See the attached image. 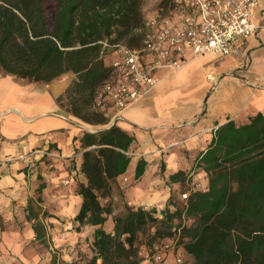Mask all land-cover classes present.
Here are the masks:
<instances>
[{
    "label": "crops",
    "instance_id": "1",
    "mask_svg": "<svg viewBox=\"0 0 264 264\" xmlns=\"http://www.w3.org/2000/svg\"><path fill=\"white\" fill-rule=\"evenodd\" d=\"M255 22L264 23V0ZM187 60L176 72H159L150 95L120 114L111 112L104 117L109 124L96 131L59 102L76 80L72 73L42 84L0 70V264H72L92 255L98 228L76 220L83 204L79 188L88 187L82 172L86 133L117 126L135 138L127 172L103 199L113 209L101 227L107 233L114 234L115 217L126 207L162 218L165 209L174 211L185 187H208L199 161L218 129L264 116V35L243 40L233 57L188 54ZM140 161L147 167L137 180Z\"/></svg>",
    "mask_w": 264,
    "mask_h": 264
},
{
    "label": "trees",
    "instance_id": "2",
    "mask_svg": "<svg viewBox=\"0 0 264 264\" xmlns=\"http://www.w3.org/2000/svg\"><path fill=\"white\" fill-rule=\"evenodd\" d=\"M144 26L142 0H0V70L42 84L72 73L76 80L59 102L66 101L67 111L81 122L104 127L109 121L92 110L111 73L102 43L139 49ZM134 143L117 126L84 135L88 187L79 188L83 204L76 220L98 229L92 255H80L72 264H141L140 238L151 230L152 242L180 235L192 264H264L263 115L218 129L199 161L206 189L182 206L174 203V211L165 209L162 218L154 210L126 207L115 217L114 234L107 233L101 227L113 210L100 200L127 172ZM146 167L139 162L137 180Z\"/></svg>",
    "mask_w": 264,
    "mask_h": 264
},
{
    "label": "built area",
    "instance_id": "3",
    "mask_svg": "<svg viewBox=\"0 0 264 264\" xmlns=\"http://www.w3.org/2000/svg\"><path fill=\"white\" fill-rule=\"evenodd\" d=\"M262 8L263 0H169L165 9L145 20L139 49L102 43L111 73L98 89L92 110L103 117L126 111L157 88L159 72L184 67L188 54L193 58L238 55L243 40L258 32L264 35V23L255 22ZM208 79L218 82L214 76ZM204 189L194 183L181 200L187 202L191 194ZM184 253L178 239H166L143 248L141 264H185Z\"/></svg>",
    "mask_w": 264,
    "mask_h": 264
},
{
    "label": "rangeland",
    "instance_id": "4",
    "mask_svg": "<svg viewBox=\"0 0 264 264\" xmlns=\"http://www.w3.org/2000/svg\"><path fill=\"white\" fill-rule=\"evenodd\" d=\"M166 3H167V5H166ZM167 6H168V0H142V12H143L145 20L151 18L155 12L160 11L161 9H165ZM62 105L65 108V110L68 109L66 101H64ZM88 126H90V125H88ZM90 127H92V128H88L89 131H96L95 129L97 127H95V126H90ZM193 184L194 183H192L189 187H185L184 190L190 189ZM184 190L181 191V195L184 193ZM101 202L104 203L105 206H112L110 202L108 204H106L103 199L101 200ZM177 203L179 204V206H182V203H184V202L182 200H179ZM123 213L124 212H122V214ZM117 216H119V215H117ZM186 224L191 225V222H186ZM154 232H155L154 230H151L148 235L140 238L139 253L141 252V250L143 248H150L155 243L160 242L159 240L153 241V242L151 241V237L154 235ZM176 239L180 240V235H178ZM179 245H180V242H179ZM172 262H173V258L171 259V263ZM184 262H185V264H192L193 263V259L186 252L184 253Z\"/></svg>",
    "mask_w": 264,
    "mask_h": 264
}]
</instances>
